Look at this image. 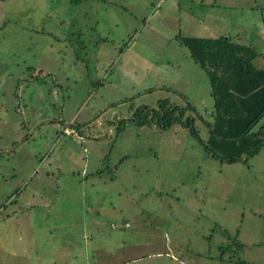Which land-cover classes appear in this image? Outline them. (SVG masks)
Returning a JSON list of instances; mask_svg holds the SVG:
<instances>
[{"label": "rangeland", "instance_id": "rangeland-1", "mask_svg": "<svg viewBox=\"0 0 264 264\" xmlns=\"http://www.w3.org/2000/svg\"><path fill=\"white\" fill-rule=\"evenodd\" d=\"M247 2L0 0V264H264V145L229 163L180 124L130 120L182 95L208 120L179 35H231L264 67Z\"/></svg>", "mask_w": 264, "mask_h": 264}, {"label": "trees", "instance_id": "trees-1", "mask_svg": "<svg viewBox=\"0 0 264 264\" xmlns=\"http://www.w3.org/2000/svg\"><path fill=\"white\" fill-rule=\"evenodd\" d=\"M179 40L208 76L213 99L208 120H204L191 103L184 101L182 94L185 103L176 104L164 98L158 100L155 107L138 106L130 120L137 125L152 122L162 129L180 124L220 161H245L258 153L264 145V123L256 132H252V128L264 117V67H256L253 60L260 52L249 44L235 41L231 35H179ZM196 119L201 120L207 130L204 141ZM77 125L72 126L78 130Z\"/></svg>", "mask_w": 264, "mask_h": 264}, {"label": "crops", "instance_id": "crops-1", "mask_svg": "<svg viewBox=\"0 0 264 264\" xmlns=\"http://www.w3.org/2000/svg\"><path fill=\"white\" fill-rule=\"evenodd\" d=\"M248 2V5H242L243 7V9H249L251 6H249V3L250 2H253L255 5L254 6H256L257 5V9H259V10H263L264 9V0H247ZM254 6L253 7H251L250 9H252V8H254ZM262 16V15H261ZM263 18V17H262ZM264 24V23H263ZM263 28H264V26L262 25L261 27H260V29L258 30V33H262V31H263ZM38 112H37V116H39L40 115V109H38L37 110ZM113 117V116H112ZM113 118H115V117H113ZM42 121L40 122V123H43V122H46V120H44V118H42L41 119ZM55 121H56V119H54ZM103 124V123H102ZM101 124V125H102ZM72 125H73V123H72ZM109 125V124H108ZM107 125V126H108ZM77 126H79V125H77ZM106 129V128H105ZM112 132V131H111ZM97 174H99V171H97ZM96 224V223H95Z\"/></svg>", "mask_w": 264, "mask_h": 264}, {"label": "built area", "instance_id": "built-area-1", "mask_svg": "<svg viewBox=\"0 0 264 264\" xmlns=\"http://www.w3.org/2000/svg\"><path fill=\"white\" fill-rule=\"evenodd\" d=\"M64 133L69 135V134H76L75 129L69 127V126H65L64 127Z\"/></svg>", "mask_w": 264, "mask_h": 264}, {"label": "clouds", "instance_id": "clouds-1", "mask_svg": "<svg viewBox=\"0 0 264 264\" xmlns=\"http://www.w3.org/2000/svg\"><path fill=\"white\" fill-rule=\"evenodd\" d=\"M69 124H71V123H69ZM66 126H69V127H71V128H73V129H75L72 125H66ZM75 131H76V129H75ZM77 133V132H76ZM70 135V134H69Z\"/></svg>", "mask_w": 264, "mask_h": 264}]
</instances>
